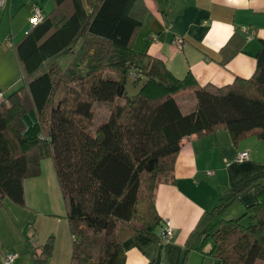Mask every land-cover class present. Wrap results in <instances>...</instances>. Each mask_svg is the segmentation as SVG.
Here are the masks:
<instances>
[{
	"label": "trees",
	"instance_id": "trees-1",
	"mask_svg": "<svg viewBox=\"0 0 264 264\" xmlns=\"http://www.w3.org/2000/svg\"><path fill=\"white\" fill-rule=\"evenodd\" d=\"M137 1L55 0L51 15L17 47L25 86L0 102V207L6 199L26 206L25 180L51 159L73 239L72 264H126L128 238H158L165 221L156 191L172 179L185 138L223 128L235 143L250 133L264 141V40L252 78L201 86L192 73L178 78L162 59L134 49L142 27L133 15ZM64 53L74 55L67 69L53 61ZM129 80L140 85L133 97ZM188 91L196 107L185 114L176 97ZM95 104L110 106L96 127ZM252 189L258 201L243 217L223 219L224 202L205 211L191 234L212 264H264V172L232 187L230 200ZM28 248L34 264H46L53 243Z\"/></svg>",
	"mask_w": 264,
	"mask_h": 264
},
{
	"label": "crops",
	"instance_id": "crops-1",
	"mask_svg": "<svg viewBox=\"0 0 264 264\" xmlns=\"http://www.w3.org/2000/svg\"><path fill=\"white\" fill-rule=\"evenodd\" d=\"M34 5L47 18L56 8L55 0H0V92L4 96L25 79L17 47L31 27ZM133 15L142 23L134 49L162 59L178 78L190 72L201 86L223 88L237 77L255 75V55L264 40V0H138ZM175 37L184 41L181 50L173 44ZM176 100L185 114L196 107L191 91L177 95ZM109 116V109L100 117L95 112L94 125L97 118L100 125ZM245 151L249 152L248 161L238 163L236 156ZM47 160L42 161L39 176L24 182L26 206L6 199L0 207V264H5L9 253L17 255L13 264H34L29 241L35 248L42 245L37 238L42 219L55 212L46 208V201L60 191L52 161ZM262 172L264 141L256 133L237 143L223 128L185 138L173 177L159 185L155 199L159 215L173 225V239L163 240L164 224L157 229L158 238L142 234L128 238L124 242L126 264H212L211 258L196 249L199 241L191 234L219 193H229L243 179ZM256 194L252 189L238 199L256 203Z\"/></svg>",
	"mask_w": 264,
	"mask_h": 264
},
{
	"label": "rangeland",
	"instance_id": "rangeland-1",
	"mask_svg": "<svg viewBox=\"0 0 264 264\" xmlns=\"http://www.w3.org/2000/svg\"><path fill=\"white\" fill-rule=\"evenodd\" d=\"M67 13L68 10L67 9ZM78 48V46H76ZM74 55L72 53H64L58 56L57 58H54V62L58 61L59 64L62 66V68L67 69L71 62L73 61ZM49 64H46L42 67V71L46 72L48 70ZM25 86V81L23 80L20 85H18L16 88L6 91L5 95L6 97H9L14 92L20 90ZM140 90V85H135L131 80L128 81L127 84V93L128 96L133 97L138 94ZM192 99L193 97L190 96ZM110 106H97L96 110H94V113L96 112L97 116H102L103 111H107ZM95 127L98 125L99 119L97 118L95 121ZM96 129V128H94ZM8 138L11 141V144L15 145L14 139L8 135ZM49 161V160H46ZM50 161H52L50 159ZM53 169V162L51 163ZM208 170H215V169H208ZM212 180V179H211ZM209 180L208 182H210ZM224 184V183H222ZM221 189V186L219 187ZM231 190L229 193H223L222 195L219 193L215 205H212L210 210H214L216 207H221L224 202H228L226 207L222 210V217L225 220H232V219H238L243 217L247 213L248 206L251 205V201L248 199H244V197L238 199L234 198L230 200H226L227 197H230ZM257 195V194H256ZM246 200V201H245ZM46 208L49 210H54L55 212L52 213V217L46 219H42V225L40 230H38L37 238L38 243L42 242V245H38L37 248H42L48 244V242L51 240L53 243V250L51 256L47 259L46 264H72V252H73V240L71 235V230L69 223L66 219V207L63 200V196L61 193V190L59 191L57 197L48 198L46 201ZM62 212L59 214V212ZM250 223V219L245 217L243 219V224L246 226ZM32 241V240H31ZM29 241V245H32V242ZM30 248H28L29 250ZM31 251V249L29 250Z\"/></svg>",
	"mask_w": 264,
	"mask_h": 264
},
{
	"label": "built area",
	"instance_id": "built-area-1",
	"mask_svg": "<svg viewBox=\"0 0 264 264\" xmlns=\"http://www.w3.org/2000/svg\"><path fill=\"white\" fill-rule=\"evenodd\" d=\"M4 0H2L3 2ZM45 19V15L43 14L41 8L38 5H34L33 6V15L32 18L30 20V26L31 29L35 26H37L38 24H40L41 22H43ZM183 39L181 37H175L173 44L178 48V49H182L183 48ZM3 100V95L0 94V102ZM249 159V152L245 151L242 153H239L236 156V161L238 163H244L246 161H248ZM208 174H212V172H209ZM174 236V228L173 225L171 223L170 220H166L164 222V230H163V234H162V238L164 241L169 242L173 239ZM17 258V255L13 254V253H9L6 258H5V264H13L15 262Z\"/></svg>",
	"mask_w": 264,
	"mask_h": 264
},
{
	"label": "water",
	"instance_id": "water-1",
	"mask_svg": "<svg viewBox=\"0 0 264 264\" xmlns=\"http://www.w3.org/2000/svg\"><path fill=\"white\" fill-rule=\"evenodd\" d=\"M230 197H232V194L230 195ZM230 197H227L226 200H228Z\"/></svg>",
	"mask_w": 264,
	"mask_h": 264
}]
</instances>
